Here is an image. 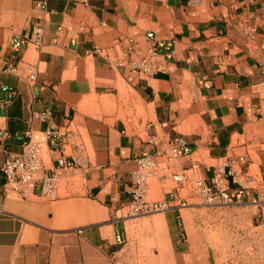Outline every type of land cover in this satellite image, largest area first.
<instances>
[{"label":"crops","instance_id":"obj_1","mask_svg":"<svg viewBox=\"0 0 264 264\" xmlns=\"http://www.w3.org/2000/svg\"><path fill=\"white\" fill-rule=\"evenodd\" d=\"M190 1L0 0V84L16 92L0 109L9 134L4 146L20 152L15 135L29 130L48 155L43 171L58 174L56 198L37 193L23 199L4 193L0 171V264H217L211 247L189 242L181 212L194 208L190 199L197 194L188 184L172 197L165 193L170 179L158 181L153 193L171 205L165 211L110 218L126 211L130 174L154 135L181 136L191 147L189 157L169 162L170 174L196 163L209 183L214 168L240 159L242 170L256 177L244 198H254L261 215L253 227L264 225V0ZM37 25L40 45L10 48L13 38H28ZM146 32L173 41L166 70L143 78L115 67L129 55L127 40H142ZM13 65L16 73L8 72ZM30 72L34 81L24 77ZM120 89L142 104L144 119L128 121L105 107ZM5 97L0 91V104ZM50 129L71 134L65 153L82 142V168L54 170L45 142ZM2 160L0 153V165ZM150 191L147 197L154 195ZM217 217L228 227L240 222L235 214ZM210 218L195 213L190 225L203 234L200 223H212ZM119 232L124 243L115 240ZM238 233L248 237L252 230Z\"/></svg>","mask_w":264,"mask_h":264},{"label":"built area","instance_id":"obj_2","mask_svg":"<svg viewBox=\"0 0 264 264\" xmlns=\"http://www.w3.org/2000/svg\"><path fill=\"white\" fill-rule=\"evenodd\" d=\"M73 2L86 3L87 0H72ZM203 0H191V5H201ZM40 7L45 8L44 3ZM249 38H253L251 27L245 28ZM42 27L37 25L28 38L15 37L10 42V48L17 52L27 47L29 44L40 45L42 42ZM129 55L127 58L117 59L114 66L124 69L127 74L150 78L157 72L166 70L164 62L171 57L173 41L158 40L153 32H146L142 40H127ZM8 72L16 73L15 65L9 67ZM29 81L35 80L34 72L24 76ZM0 91L6 97L0 104V109L5 108L13 101L16 92L8 85L0 84ZM71 134H60L58 130L50 129L45 132V142L50 154V160L54 163L56 171L62 170L65 173L73 172L84 165L85 157L82 142L78 149L71 153H65V139ZM9 134L6 128L0 124V153L3 160L0 171L4 175L3 191H13L18 198H29L34 194H42L49 199L57 197V177L55 172L46 173L43 171L42 150L37 143L31 141L29 130L15 135L17 141H22L20 152L11 153L4 146ZM146 143L151 147L148 151H143L137 158V167L130 174L129 200L125 205L126 211L116 215L118 210L113 211L112 220L118 221L122 216L139 215L153 211L168 209V201L147 200L145 194L148 188V181L155 177L159 181L170 179L172 185L166 186V194L174 196L179 185L188 184L191 191L202 197L206 205L219 207H229L246 203H256L251 197L245 200V195L254 188L256 179L252 174L244 172L240 166V159L228 158L218 167L214 168L209 183L205 181L201 170L196 163H191L179 173L170 174L168 171L169 162L187 158L192 154L188 142L183 137H158L149 136ZM235 185V186H233ZM179 226H183L180 215L177 217ZM181 234H184L182 229ZM117 243H124V235L117 233L115 236ZM227 264H241L239 259H227Z\"/></svg>","mask_w":264,"mask_h":264},{"label":"rangeland","instance_id":"obj_3","mask_svg":"<svg viewBox=\"0 0 264 264\" xmlns=\"http://www.w3.org/2000/svg\"><path fill=\"white\" fill-rule=\"evenodd\" d=\"M104 105L105 107L119 110V117L125 118L128 121L129 119L137 121L138 119H144L147 116L142 104L131 98L124 89H120L118 95L115 97L111 96V99L106 101ZM42 158L45 161L48 159V155L45 151L42 152ZM77 179L80 180L79 178ZM158 181L159 180L156 178L149 180V186L151 188V191L149 192L150 194H154L153 191L155 188L160 187ZM151 197L159 200V195H149L147 199L156 200L150 199ZM190 201L196 204L194 208H191V206H185L187 208L181 212L186 220L185 227L189 235V242H202L203 245L211 247L215 252L217 264H227V259H239L241 264H264V225L259 226L258 228L253 227V225L260 224L261 221V215L260 212L257 211V206H254L255 203H246L229 207H215V205H212V207H210V205H206L204 200L197 195L190 199ZM153 213L157 212L149 214ZM195 213L200 216L211 215L209 220L213 221L212 223H208L207 221L200 223L201 226H204L203 234H200L197 228H193L190 225L192 215ZM223 214H235L240 222L238 225L234 224L232 227H228L227 224L219 221V218L217 217ZM141 216L144 215L132 216L129 219ZM110 218L112 220V216ZM128 223L129 221L127 222V225ZM132 228L133 226H131L130 229L127 227L131 239H133ZM147 229L151 230L153 228L148 227ZM154 229L156 231L158 228L155 227ZM239 229L245 231L250 229L252 230V234L248 237L241 236L238 233ZM253 229H258L262 232L263 237L256 235Z\"/></svg>","mask_w":264,"mask_h":264},{"label":"bare ground","instance_id":"obj_4","mask_svg":"<svg viewBox=\"0 0 264 264\" xmlns=\"http://www.w3.org/2000/svg\"><path fill=\"white\" fill-rule=\"evenodd\" d=\"M253 175V174H252ZM254 176V178L256 179V177H255V175H253ZM152 178H155V177H151L150 179H152ZM149 179V180H150ZM148 187H149V181H148ZM147 190H148V188H147ZM42 195V194H41ZM44 196V195H43ZM46 197V196H45ZM145 198L147 199V192H146V194H145ZM202 198V197H201ZM148 200V199H147ZM162 211H165V210H162ZM153 212H161V211H153ZM123 213L124 212H122L121 210H118V212H116V215H120V214H122L123 215ZM150 213H152V212H150ZM146 213H144V214H139V215H145ZM147 214H149V213H147ZM132 216H136V215H131V216H127V217H124V216H122V218H120L119 220H121V219H124V220H127V219H129L130 217H132ZM118 220V221H119ZM113 221V220H112ZM118 221H116V222H118ZM115 222V221H114Z\"/></svg>","mask_w":264,"mask_h":264}]
</instances>
